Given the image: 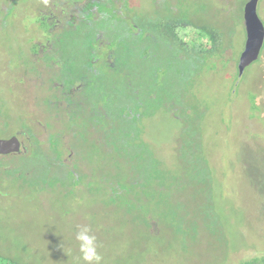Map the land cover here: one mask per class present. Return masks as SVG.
Masks as SVG:
<instances>
[{"label":"rangeland","instance_id":"374dc122","mask_svg":"<svg viewBox=\"0 0 264 264\" xmlns=\"http://www.w3.org/2000/svg\"><path fill=\"white\" fill-rule=\"evenodd\" d=\"M112 1L102 12L106 21L96 24L119 22L106 33L109 41L127 25L112 18ZM51 2L0 0V139L17 135L21 144L19 154L0 156V258L86 264L76 239L80 231L95 236L100 264H237L264 255V44L258 60L237 76L247 0H117L114 5L138 26L172 16L208 25L222 33L226 48L225 63L200 66L184 91L176 89L177 100L187 106L143 120L141 137L168 168L169 179L141 201L126 191V174L114 162L120 150L108 143L107 129L87 114L70 119L66 105H51L56 68L46 59L31 63L38 59L30 56L32 44L42 35L38 11ZM256 11L264 26V0ZM180 35L186 42L196 38L189 30ZM74 38L62 51L73 70L86 67L90 56L84 36ZM107 49L112 47L102 51ZM112 78L105 74L100 81L106 85ZM252 96L257 111L250 108ZM199 147L210 183L183 164L190 151L201 157Z\"/></svg>","mask_w":264,"mask_h":264},{"label":"trees","instance_id":"16d2710c","mask_svg":"<svg viewBox=\"0 0 264 264\" xmlns=\"http://www.w3.org/2000/svg\"><path fill=\"white\" fill-rule=\"evenodd\" d=\"M138 28V37L120 36L111 41L109 46L114 48L115 57L112 65L106 64L105 74L113 78L106 80V85L104 81L102 85L98 82L97 101L90 99L88 110L77 103L76 113L83 117L87 114L91 123L107 129L108 143L120 150L114 162L118 163L116 168L126 174L124 178L121 176L127 186L126 191L141 201L145 195L149 196L152 187V193L156 195L169 179L168 168L141 137L143 120L160 111L170 113L186 105L185 101L177 100L179 92L176 89L180 87L184 91L200 66L214 69L219 62L225 63L221 61L226 48L221 32L208 25H196L190 20L182 21L173 16L147 22ZM180 30H189L196 38L186 42ZM93 39L91 42L94 43ZM87 66H92L90 60ZM91 87L93 83L87 82L85 90L88 92ZM253 101L252 96L250 108L257 111ZM72 116L75 115H70V119ZM52 149L57 151V146ZM201 151L199 159L193 158L192 151L185 153L183 164L192 168L189 172L194 176L210 183L211 170ZM56 153L59 162L60 152ZM77 164L78 161V167ZM80 174L83 176L84 173ZM69 175L77 176L74 171H69ZM0 264L20 263L0 258ZM237 264H264V255H255Z\"/></svg>","mask_w":264,"mask_h":264},{"label":"flooded vegetation","instance_id":"af4514ba","mask_svg":"<svg viewBox=\"0 0 264 264\" xmlns=\"http://www.w3.org/2000/svg\"><path fill=\"white\" fill-rule=\"evenodd\" d=\"M112 2L113 7L110 10V14L113 15L112 18L127 23L125 30L123 32L119 31L116 38L120 36L128 37L129 35L138 37L140 34L138 25L125 20L126 16L125 18L123 17L124 11L121 8L116 10L114 7L117 0ZM107 7H109L107 0H52L50 6L38 11L39 22H37V27L42 35L40 39L33 43L34 45L32 44L34 51H30V56L38 55V59L34 62L32 60L31 63L46 59L45 64L49 68L50 65L55 66L56 69L53 70L57 73V76L51 82L50 89L51 92L53 91L51 96L54 98V102H50V104L55 105V107L66 105V108L71 110L70 113L73 112V115H76L77 103L88 110V101L90 99L94 102L97 101L95 96L97 94L96 87L98 82L101 85L103 84V80H100L105 75L99 65H103L104 69H106L107 61L111 59L113 62L115 57L113 47L105 50V52L102 49L103 46H109L112 41L108 40L106 33L114 30V26H119V22H114V19H110V25H105V27L96 26L97 23L106 21L102 12L108 9ZM111 23L114 24L111 25ZM79 25H82V31L79 30ZM87 32L92 34V36ZM75 35L79 37L83 35L86 44L88 43V48H90L88 60H90L92 66L74 68L73 70L71 63L62 56L63 47L67 42L76 39L74 38ZM91 37L94 38V43L91 42ZM99 40H102L101 46L96 45ZM102 54H104L103 59L101 57ZM61 70H63L62 73ZM87 82L93 83V87L88 92L85 90ZM91 91L93 93L89 96L88 94ZM20 135L27 136L25 133Z\"/></svg>","mask_w":264,"mask_h":264},{"label":"water","instance_id":"95a60500","mask_svg":"<svg viewBox=\"0 0 264 264\" xmlns=\"http://www.w3.org/2000/svg\"><path fill=\"white\" fill-rule=\"evenodd\" d=\"M259 0H247L243 7V23L245 30V43L237 63L238 78H241L251 64L259 58L264 44V26L257 15ZM21 144L17 135L7 139H0V156L19 154Z\"/></svg>","mask_w":264,"mask_h":264},{"label":"clouds","instance_id":"9594fccd","mask_svg":"<svg viewBox=\"0 0 264 264\" xmlns=\"http://www.w3.org/2000/svg\"><path fill=\"white\" fill-rule=\"evenodd\" d=\"M76 239L80 242L79 250L83 261L86 264H100L102 257L97 252L95 236L89 237L85 234V231H80L77 232Z\"/></svg>","mask_w":264,"mask_h":264}]
</instances>
